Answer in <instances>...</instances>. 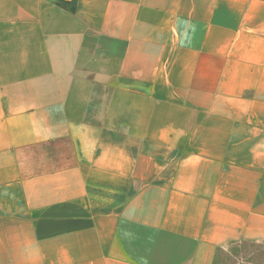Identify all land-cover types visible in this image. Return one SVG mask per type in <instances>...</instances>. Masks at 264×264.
<instances>
[{
	"label": "crops",
	"instance_id": "0c3cea01",
	"mask_svg": "<svg viewBox=\"0 0 264 264\" xmlns=\"http://www.w3.org/2000/svg\"><path fill=\"white\" fill-rule=\"evenodd\" d=\"M242 245L264 248V0H0V264Z\"/></svg>",
	"mask_w": 264,
	"mask_h": 264
},
{
	"label": "rangeland",
	"instance_id": "374dc122",
	"mask_svg": "<svg viewBox=\"0 0 264 264\" xmlns=\"http://www.w3.org/2000/svg\"><path fill=\"white\" fill-rule=\"evenodd\" d=\"M252 260L255 262H251ZM263 261L264 248L253 245H242L226 250L225 255L216 264H257V262Z\"/></svg>",
	"mask_w": 264,
	"mask_h": 264
}]
</instances>
